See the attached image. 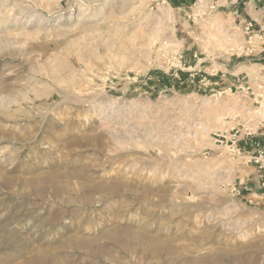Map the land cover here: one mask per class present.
Instances as JSON below:
<instances>
[{
    "label": "rangeland",
    "instance_id": "rangeland-1",
    "mask_svg": "<svg viewBox=\"0 0 264 264\" xmlns=\"http://www.w3.org/2000/svg\"><path fill=\"white\" fill-rule=\"evenodd\" d=\"M230 2L0 0V264H264V213L240 183L264 124V32L244 55ZM48 174L71 179L55 201ZM78 179L126 187L100 198ZM114 226L142 240H107Z\"/></svg>",
    "mask_w": 264,
    "mask_h": 264
},
{
    "label": "bare ground",
    "instance_id": "bare-ground-1",
    "mask_svg": "<svg viewBox=\"0 0 264 264\" xmlns=\"http://www.w3.org/2000/svg\"><path fill=\"white\" fill-rule=\"evenodd\" d=\"M223 2V0H222ZM110 41V40H109ZM106 45H108L106 43ZM112 45V44H110ZM113 46V45H112ZM107 47V46H106ZM64 181V183H63ZM79 182L76 183L80 186V188L89 189L91 192H98L96 194H100V198H103L105 195H113L116 192L124 189L126 187V183L123 182H91L89 180H82L78 179ZM41 182L47 186L50 190V196L53 198L52 200L55 201L62 192L64 191V187L67 184H70L71 179L69 176H58L57 174H48L46 176L41 177ZM65 184V186H64ZM30 186L32 188V193L42 200H45L47 197L44 191V188L41 186L39 182L33 181L30 182ZM163 197V196H162ZM81 199L84 203H93V198L89 195L81 196ZM164 199V197L162 198ZM101 200L98 198V201ZM104 237L107 240H110L120 246L129 247L134 243L140 242L142 240L141 234L138 232H133L129 229H121L117 226L107 230L104 233ZM77 238V237H76ZM70 238L67 241V245L77 249H85L87 250L90 248V242L80 239V238ZM148 242V241H147ZM50 257L44 251H36L30 254L27 261L24 264H43V262L47 261ZM200 264H213L208 259H203L200 261Z\"/></svg>",
    "mask_w": 264,
    "mask_h": 264
},
{
    "label": "crops",
    "instance_id": "crops-1",
    "mask_svg": "<svg viewBox=\"0 0 264 264\" xmlns=\"http://www.w3.org/2000/svg\"><path fill=\"white\" fill-rule=\"evenodd\" d=\"M237 1V2H236ZM230 2V6L235 12L240 10L243 19L252 20L259 26H264V2H254L251 0H236ZM260 58L264 61V51L261 53ZM264 68V63L262 66ZM259 129L250 131L251 138H248L249 145L247 146V156L250 157L255 153V141L263 137V142L260 144L264 148V124L258 125ZM264 172L259 170L256 166L247 168V174L243 176L240 183L243 182L244 187L242 192H246L243 196L244 199L259 206V209L264 213V187L262 186Z\"/></svg>",
    "mask_w": 264,
    "mask_h": 264
},
{
    "label": "built area",
    "instance_id": "built-area-1",
    "mask_svg": "<svg viewBox=\"0 0 264 264\" xmlns=\"http://www.w3.org/2000/svg\"><path fill=\"white\" fill-rule=\"evenodd\" d=\"M202 0H199L201 2ZM229 1H236V0H229ZM254 2H264V0H251ZM222 0H210V3L208 4L207 9L209 11L215 10L219 7ZM241 24V32L246 38V44L247 47H242V53L244 55H251L256 52L255 43L256 41H260L263 39L262 33L264 32V26L263 28L261 26H257V24L252 20H243L240 22ZM233 51V50H232ZM237 51V50H236ZM260 53V52H259ZM247 92L249 90V86H246L241 89ZM250 136V133L247 135ZM231 148H233L232 152L235 154L240 155L242 152L238 145H235V142L232 143ZM248 162L253 163L259 170L264 172V148L259 147L256 149L255 153L250 157ZM262 186L264 187V177Z\"/></svg>",
    "mask_w": 264,
    "mask_h": 264
}]
</instances>
